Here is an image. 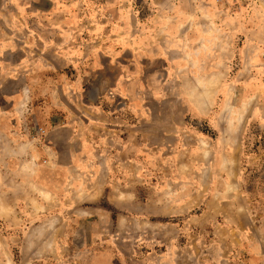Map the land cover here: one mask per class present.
Wrapping results in <instances>:
<instances>
[{"label": "rangeland", "instance_id": "1", "mask_svg": "<svg viewBox=\"0 0 264 264\" xmlns=\"http://www.w3.org/2000/svg\"><path fill=\"white\" fill-rule=\"evenodd\" d=\"M2 24L39 164L1 165L0 264H264V0H0Z\"/></svg>", "mask_w": 264, "mask_h": 264}, {"label": "crops", "instance_id": "2", "mask_svg": "<svg viewBox=\"0 0 264 264\" xmlns=\"http://www.w3.org/2000/svg\"><path fill=\"white\" fill-rule=\"evenodd\" d=\"M191 28L193 27H190V29ZM11 40L12 41H9L8 28H5L3 24L0 25V73H2V64L9 63V56H10L9 49L18 48L19 46L17 42L15 44L14 39H11ZM23 46H24V43L21 45L20 48H23ZM8 82H9L8 77H3L2 75H0V169H1V165H3L4 163L7 164L11 162L13 163L12 164L13 172L17 174L21 172V173L28 174V175H35L37 165L39 164V160L38 159L36 160V158L33 157V155L29 159L25 158V156L27 155L28 148L32 144V141H30L29 139L24 140V138H22L21 140L19 138V135H22V134L18 135V133L20 132L18 120H20V116H22L21 113L18 111V108L24 105L23 101L25 100V97L23 96V93L22 91H20L21 89L19 87V100L17 104H16V100H15V104L13 103V101L11 103L10 102L11 94L7 87ZM10 105H13V107H11ZM14 118L16 119V122H17V125H16L17 128L15 131L13 130L12 132H14L17 135H14L11 132V128H13ZM79 142L83 143L84 141L80 139ZM51 149L52 148L50 147V151L47 154L45 152V157H46L44 160L45 162L51 159L52 161L54 160L53 162H55V159L57 160L56 152H52ZM77 157H78L77 155H72V158H71L72 163L74 159H77ZM56 168L55 170H51L52 175L57 174L58 170ZM95 169L97 170L98 168L96 167ZM105 169L106 168H102L101 173ZM0 175H2L1 171H0ZM5 182L7 184L6 186H8L9 184L8 181L0 180V188H2L3 190H4V187H3L4 185L2 184H5ZM3 190L0 189V208L1 209L5 208L7 205L6 203L3 202V199L1 198V196L4 195L3 193H6ZM16 192L17 190H15V192L13 193H16Z\"/></svg>", "mask_w": 264, "mask_h": 264}, {"label": "bare ground", "instance_id": "3", "mask_svg": "<svg viewBox=\"0 0 264 264\" xmlns=\"http://www.w3.org/2000/svg\"><path fill=\"white\" fill-rule=\"evenodd\" d=\"M196 86V85H195ZM195 89H199V88H195ZM206 89V88H205ZM192 90V89H191ZM209 91V90H208ZM192 92H194V91H192ZM198 92H199V94H201L202 92H200V89L198 90ZM193 94V93H192ZM194 95V94H193ZM204 99L203 100H201V102H203V105H202V107L204 108V107H206L207 105H206V100H207V95H203L202 96ZM202 99V98H201Z\"/></svg>", "mask_w": 264, "mask_h": 264}]
</instances>
